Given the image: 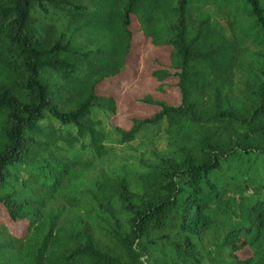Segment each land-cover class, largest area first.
Segmentation results:
<instances>
[{"label":"trees","instance_id":"16d2710c","mask_svg":"<svg viewBox=\"0 0 264 264\" xmlns=\"http://www.w3.org/2000/svg\"><path fill=\"white\" fill-rule=\"evenodd\" d=\"M136 35L162 96L122 91ZM99 111L166 149L85 181ZM0 208V264H264V0H0Z\"/></svg>","mask_w":264,"mask_h":264},{"label":"rangeland","instance_id":"374dc122","mask_svg":"<svg viewBox=\"0 0 264 264\" xmlns=\"http://www.w3.org/2000/svg\"><path fill=\"white\" fill-rule=\"evenodd\" d=\"M141 35L134 38L135 46L129 63L120 75L121 88L124 93H130L132 97H139L144 91L152 92L158 96H162L154 90L155 81L150 78L148 63L152 59L166 60L167 49H159L154 46L140 43ZM168 97L176 99L178 90L176 87L170 89ZM126 95L118 102V112L114 118V122L124 128L130 126V118L138 115L142 116L144 109L139 103H131L128 106ZM97 117L102 119V128L107 132L105 144L109 147L111 153L104 158L94 161L91 169L87 174L85 181H88L96 174L100 167H105L109 172H122L123 170L139 169L140 160L152 158L155 150L163 151L166 149V137L161 132L158 136L153 137L151 132H142L138 138L129 143H120L118 136L114 133L112 126L107 122L106 116L99 111ZM0 222L9 225L11 230L16 233L21 232L25 226V222L12 225L6 216L3 208H0Z\"/></svg>","mask_w":264,"mask_h":264}]
</instances>
